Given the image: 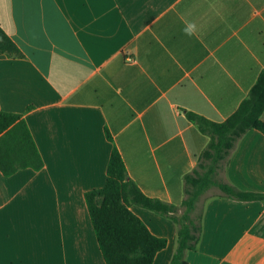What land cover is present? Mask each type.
Segmentation results:
<instances>
[{"label":"crops","instance_id":"1","mask_svg":"<svg viewBox=\"0 0 264 264\" xmlns=\"http://www.w3.org/2000/svg\"><path fill=\"white\" fill-rule=\"evenodd\" d=\"M0 26L24 54H0V111L22 115L44 162L0 171V264H106L85 194L105 186L114 146L146 196L181 206L209 141L185 111L225 121L264 69V0H0ZM223 179L264 194L261 132ZM218 194L199 204L187 264H264V201ZM130 209L167 239L153 264H170L177 225Z\"/></svg>","mask_w":264,"mask_h":264},{"label":"trees","instance_id":"2","mask_svg":"<svg viewBox=\"0 0 264 264\" xmlns=\"http://www.w3.org/2000/svg\"><path fill=\"white\" fill-rule=\"evenodd\" d=\"M0 54L10 58L24 57L1 26ZM263 112L264 69L247 97L225 121L216 122L185 111L187 119L209 141L197 156L196 166L183 176L181 206L146 196L129 178L125 162L114 146L105 186L85 194L91 223L106 264H153L157 253L167 247V239L152 234L130 209L132 205L168 218L177 225V247L170 264H187L186 253L196 250L201 240L204 203L199 204L209 190L216 188L219 197L236 201H264L263 193L241 190L223 179L238 141L252 129L264 135ZM106 135L112 141L108 130ZM43 167V159L22 115L0 111V171L9 177L21 169L39 171Z\"/></svg>","mask_w":264,"mask_h":264}]
</instances>
